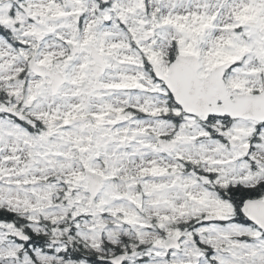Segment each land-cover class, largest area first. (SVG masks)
<instances>
[{"label":"snow or ice","instance_id":"1","mask_svg":"<svg viewBox=\"0 0 264 264\" xmlns=\"http://www.w3.org/2000/svg\"><path fill=\"white\" fill-rule=\"evenodd\" d=\"M0 264H264V0H0Z\"/></svg>","mask_w":264,"mask_h":264}]
</instances>
